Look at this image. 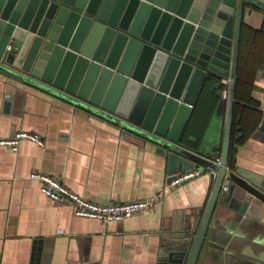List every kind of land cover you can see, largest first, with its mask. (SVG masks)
<instances>
[{
    "label": "crops",
    "instance_id": "obj_1",
    "mask_svg": "<svg viewBox=\"0 0 264 264\" xmlns=\"http://www.w3.org/2000/svg\"><path fill=\"white\" fill-rule=\"evenodd\" d=\"M242 27L259 36L247 41L242 86L249 94L238 118L249 135L236 168L264 177V11ZM218 89H202L185 130L191 149L214 161L226 132ZM101 118L0 69V136L28 131L43 141L23 140L17 151L0 147V264H164L169 238L197 234L213 192L208 172L166 190L149 211L108 225L77 217L73 206L42 192L32 178L37 170L100 203L154 199L165 190L168 160ZM227 195L221 193L197 264H264V217L240 215Z\"/></svg>",
    "mask_w": 264,
    "mask_h": 264
},
{
    "label": "water",
    "instance_id": "obj_2",
    "mask_svg": "<svg viewBox=\"0 0 264 264\" xmlns=\"http://www.w3.org/2000/svg\"><path fill=\"white\" fill-rule=\"evenodd\" d=\"M260 10V0H0L2 71L153 145L170 178L199 167L217 173L197 234L169 238L164 264L200 257L227 175L242 26ZM207 85L227 105L222 165L185 136ZM229 175L230 208L264 217V177L239 167Z\"/></svg>",
    "mask_w": 264,
    "mask_h": 264
},
{
    "label": "built area",
    "instance_id": "obj_3",
    "mask_svg": "<svg viewBox=\"0 0 264 264\" xmlns=\"http://www.w3.org/2000/svg\"><path fill=\"white\" fill-rule=\"evenodd\" d=\"M23 140L43 144L40 135L28 131H19L13 136H0V147H6L13 151H17ZM214 162L217 165H222L221 157L216 158ZM206 172L211 175L213 174L214 179H216L217 173L214 170H206L200 167L193 168L185 172H180L173 178H170L165 186V190L158 194L154 199L133 200L124 203H100L90 200L75 193L53 176L39 170L32 173V178L39 181L42 192L48 198L59 204L73 206L77 217L96 219L103 225H108L112 222H123L137 214L149 211L156 202L163 199L166 190L178 188L184 183L193 180ZM229 174L230 169L227 168V175L222 185V194H227L229 192L231 186Z\"/></svg>",
    "mask_w": 264,
    "mask_h": 264
},
{
    "label": "trees",
    "instance_id": "obj_4",
    "mask_svg": "<svg viewBox=\"0 0 264 264\" xmlns=\"http://www.w3.org/2000/svg\"><path fill=\"white\" fill-rule=\"evenodd\" d=\"M249 32L244 28L242 30L241 38H240V46H239V60H238V70H237V80H236V86H235V97H236V103L234 105V111H233V119H232V127H231V133H230V142H229V150H228V168L230 170H235L236 168V153L237 149L245 143V140L247 139L249 133L245 130V127H242V119L238 118V111L242 104V101L247 99L248 92H244L243 86L247 83V78L244 76V71H246L245 68V56L247 55V41L250 37L252 40L251 42L257 43V37L259 36L257 33L251 37ZM103 119V118H101ZM244 126V125H243Z\"/></svg>",
    "mask_w": 264,
    "mask_h": 264
}]
</instances>
